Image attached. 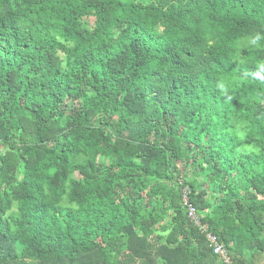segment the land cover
Segmentation results:
<instances>
[{"label":"trees","instance_id":"trees-1","mask_svg":"<svg viewBox=\"0 0 264 264\" xmlns=\"http://www.w3.org/2000/svg\"><path fill=\"white\" fill-rule=\"evenodd\" d=\"M264 264V0H0V264Z\"/></svg>","mask_w":264,"mask_h":264},{"label":"built area","instance_id":"built-area-1","mask_svg":"<svg viewBox=\"0 0 264 264\" xmlns=\"http://www.w3.org/2000/svg\"><path fill=\"white\" fill-rule=\"evenodd\" d=\"M183 203L187 206V216L189 220L205 235L206 241L209 247L212 249L213 254L217 255L225 264H233L230 260L223 243H221L218 237L211 233L209 226L202 222L197 209L189 203L186 195L183 197Z\"/></svg>","mask_w":264,"mask_h":264},{"label":"clouds","instance_id":"clouds-1","mask_svg":"<svg viewBox=\"0 0 264 264\" xmlns=\"http://www.w3.org/2000/svg\"><path fill=\"white\" fill-rule=\"evenodd\" d=\"M224 245V244H223ZM225 247V246H224ZM225 250H226V248H225ZM227 252V251H226ZM229 256V255H228ZM219 258V257H218ZM230 258V257H229ZM220 259V258H219ZM220 260H222V259H220ZM232 261V260H231ZM223 262V261H222ZM224 263V262H223ZM232 263H233V261H232ZM225 264V263H224ZM234 264V263H233Z\"/></svg>","mask_w":264,"mask_h":264}]
</instances>
